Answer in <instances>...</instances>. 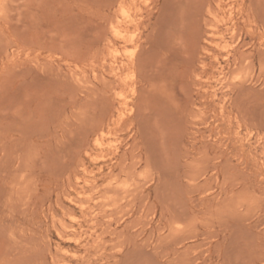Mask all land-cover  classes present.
Segmentation results:
<instances>
[{"label":"rangeland","instance_id":"1","mask_svg":"<svg viewBox=\"0 0 264 264\" xmlns=\"http://www.w3.org/2000/svg\"><path fill=\"white\" fill-rule=\"evenodd\" d=\"M0 264H264V0H0Z\"/></svg>","mask_w":264,"mask_h":264},{"label":"bare ground","instance_id":"2","mask_svg":"<svg viewBox=\"0 0 264 264\" xmlns=\"http://www.w3.org/2000/svg\"><path fill=\"white\" fill-rule=\"evenodd\" d=\"M113 34H114V33H113ZM127 35H128V34H127ZM132 39H133V38H132ZM132 39H131V40H132ZM120 64H121V63H120ZM114 71H115V70H114ZM115 72H116V71H115Z\"/></svg>","mask_w":264,"mask_h":264}]
</instances>
